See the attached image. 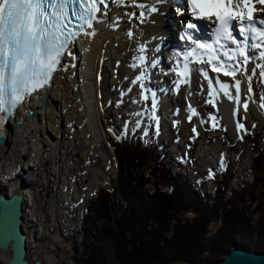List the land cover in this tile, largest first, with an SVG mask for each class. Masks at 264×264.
Segmentation results:
<instances>
[{
  "label": "rangeland",
  "instance_id": "obj_1",
  "mask_svg": "<svg viewBox=\"0 0 264 264\" xmlns=\"http://www.w3.org/2000/svg\"><path fill=\"white\" fill-rule=\"evenodd\" d=\"M115 1L112 0L114 4ZM119 5L121 4H118L115 9H105L106 17L108 18L109 15V23L108 19L103 23L104 28L101 30L100 38L97 39L99 40L97 44L99 50H97L96 64L93 63L95 68H92L93 71L90 72L89 79L86 80L81 75L82 66L86 61L84 56H81V64L79 63L75 67L77 69L75 78L77 77L79 82L84 83L82 87H84L85 99L82 102L77 93L78 87L70 82L71 89L68 88V90L71 91L68 93L73 103L68 105L53 103L48 106V116L61 118V123L63 120L64 126L60 124L59 134L48 121H44L43 124L40 122L41 117L38 115L40 109H37L38 118L35 119L36 122L32 125V129L39 131L47 127L49 132L47 134L37 133L34 137V148L31 145L32 155L25 156L20 165H13L10 179L12 185L23 189L29 200V206L26 209L29 219L31 216L33 217L34 208L37 211L40 210L39 220L35 216L33 223H30L34 226L31 229V237L34 242L32 246L33 248L36 245L38 247L33 251L39 252L45 264H121L116 257L113 241L107 239L102 231L105 219L103 218L93 226L86 219V215L92 209L90 217L93 218L96 215V207H92V203L102 191L113 189L116 185L117 159L110 144L116 138L128 136L132 129L140 126L137 133H131L143 136L148 142L156 140L162 148L167 149L173 161L171 164L173 168L175 160L183 163L184 174H186L189 183L193 185V189L200 190L201 195H204L206 199H211L215 193V183L212 180L214 174L217 171H224L229 163L234 174L227 194L234 191L239 193L244 186L250 188L249 193L244 197L246 202H241L239 207L243 213L248 214L249 224H247L248 227H243L242 234H238L233 241L227 242L224 250L225 252L232 251L233 243L237 242L252 250L256 248L257 251L264 252V186L260 183L255 186L254 183V178H262L254 161L256 154L261 152L264 155V61L258 60L260 65H256L257 74L247 66L240 70L242 77L239 78V99L237 101L239 104L237 103L235 113L232 114L235 126L239 130L237 131L239 139L235 143L231 137L234 128L228 122L227 117L223 115L217 100L208 102L205 100L207 90L209 91L210 88L207 82L201 83L200 72L193 69L194 71L189 73V80L181 83L182 89L180 90V87L174 86L176 81L172 79V76L178 78V71L173 68L170 56L165 52L164 44L157 47L149 41L145 43L150 45L153 54H150L149 58L147 55L144 56L143 62H141L142 54L139 56L137 52H142L140 44L144 38L149 39L150 36L148 33L145 35L143 26L146 11L140 10L139 13L137 11L132 13L127 11L125 4ZM130 5L141 9L144 6L141 7L142 4L134 3ZM231 6L238 7L232 4ZM115 10L117 13L114 12ZM135 18L137 21H134ZM105 28H109V31L113 33L109 39L104 31ZM129 28L130 31H128ZM134 28L141 39L136 43L133 42ZM155 36L154 34L153 37ZM177 37H180L179 32ZM253 46L255 48V43ZM261 46L263 47V45ZM117 49L122 52L118 54ZM81 50L84 55L85 47H82ZM133 52H136V56ZM164 61L168 63L166 69L162 68ZM208 68L213 69L211 66ZM58 75H63V72L61 71ZM137 77H143V79H137ZM221 78L225 77L221 76ZM140 80L143 83H140ZM61 81L66 84L65 79L61 78L59 83ZM158 85H162V88ZM146 86L151 92L154 91L155 100L152 99V96L145 99L147 96L144 93V91L146 92L144 87ZM73 87H75V92L71 93ZM56 89L57 91L61 90V87L57 86ZM57 93L60 97L58 98L63 99L62 93ZM161 96L163 102L162 105H159L158 102L162 100ZM242 97L249 99L247 107L241 105ZM147 100L149 104L143 103ZM153 103H155L154 109ZM193 110H195V115ZM44 112L46 110H43ZM239 115L245 117L244 124L238 123ZM239 120L241 119L239 118ZM82 123L85 128L80 126ZM27 125L29 124H25L24 128L20 130L25 134L26 141L32 137L30 135L32 129H28ZM14 126L15 134L18 130ZM227 142L233 146L234 151L230 153L228 159H224L228 154ZM82 143V149L76 151V146ZM25 145L26 143L19 147L23 155L29 150ZM72 151H75L74 159L79 160L80 169L85 168L87 173L86 176H82V181L77 183L74 182L78 175L77 172L67 170L69 168L68 158L73 156L71 155ZM44 153L49 159L42 161ZM9 154L10 150H7L5 156L8 157ZM87 156L97 161L96 166L86 164ZM170 161L168 162L170 163ZM69 163L71 162L69 161ZM1 164L0 178L4 177L1 173ZM23 165L29 166L30 171H23L21 169ZM92 170H98L101 173V180L104 182V185L94 193H92L94 189L91 187ZM18 173L21 174V177L18 176ZM40 174L42 179L37 186L32 187L20 182L21 180L27 181L37 175L40 179ZM42 182H46L50 186L47 191H43ZM162 188L170 192L167 186H162ZM146 189L152 191L154 181L149 183ZM223 215V212L218 210L216 218L213 219L205 235V243L203 242L205 251L202 258L204 262L215 257L208 243L218 238L224 222ZM195 216L193 212H189L183 216V220H188L191 223ZM230 229L232 227L227 226L226 232L231 234ZM93 230L98 231V239ZM170 235H172V231L168 234V238ZM225 255L226 253L219 257L222 259ZM180 261H172L168 264H179Z\"/></svg>",
  "mask_w": 264,
  "mask_h": 264
},
{
  "label": "trees",
  "instance_id": "obj_2",
  "mask_svg": "<svg viewBox=\"0 0 264 264\" xmlns=\"http://www.w3.org/2000/svg\"><path fill=\"white\" fill-rule=\"evenodd\" d=\"M226 144L228 154L224 159H228L234 151L229 142ZM110 145L117 159V182L113 189H106L98 195L92 203V207H96V215L90 217L92 209L89 206L86 219L93 226L105 219L102 231L107 239L113 241L120 263L221 262L230 252L224 250L227 242L242 234L243 227L249 224L248 214L239 207L241 202H246L244 197L250 188L244 186L239 193L227 194L234 174L229 163L224 171L214 174L215 193L211 199H206L189 183L184 174V164L175 162L178 168L174 169L168 150L157 141L146 142L140 135L131 134L116 138ZM254 161L262 177L254 178L255 186L259 183L264 186V155L258 152ZM152 181L154 189L149 191L146 186ZM162 186H167L170 192ZM218 210L224 214L222 230L218 238L208 243L215 257L204 262L203 242ZM189 212L196 215L191 223L183 220ZM227 226L232 227L231 234L226 232ZM171 231L172 235L168 238ZM93 232L98 239V231ZM224 253L226 255L221 259L219 256Z\"/></svg>",
  "mask_w": 264,
  "mask_h": 264
},
{
  "label": "bare ground",
  "instance_id": "obj_3",
  "mask_svg": "<svg viewBox=\"0 0 264 264\" xmlns=\"http://www.w3.org/2000/svg\"><path fill=\"white\" fill-rule=\"evenodd\" d=\"M115 2L116 3L114 4L112 2V0L108 1V3L104 6V8H108V9L110 8V10H111V8L115 9V7L118 4L122 5V3H123V4H125V8L127 9V11H131L132 13L135 12V11H137V13H139L140 10L146 11L145 20H144L145 23H144L143 26H144V30H145V35H146V33H148V34H150V36H149V39L148 38H144L143 42H141V44H140L141 47L143 49L144 48H146V49L143 50L142 52H137V55L141 56V54H142L141 57H144V56L147 55L148 58H149L150 54H153L150 45H148V44L146 45V43H145L147 41H149V43H152V45L155 44L157 47L158 46H162L164 44V46L166 48L165 52L167 54H169L168 56H170L169 58H170V61H171L172 65H173V68H175L178 71V74H177L178 78H175V76H172V79L176 81L174 86H177V88L180 87V90H181L182 89V87H181L182 84L181 83H183L184 81H188L189 80L188 76H189V73L192 70H190V68H188V67H187V70L185 69V65H186L187 60H185L183 58L182 54L181 55L177 54L175 45H176L177 42H179V40H181V39L183 40L184 36H188L189 34H191L190 28L187 25H188V23L192 22V17L190 15H188L187 12L181 13V11L176 8V6L169 5L168 4L169 3L168 0H116ZM250 2H251V4H253L255 6V9H256V11L253 13V20L255 21L254 26L258 29L259 33L260 32H264V25L259 23L260 20H264V4L259 3L258 0H250ZM131 3L138 4V5L142 4L144 6L142 7V9L137 7V6H135L136 7V9H135L134 6L130 5ZM231 4H233L235 6H238L236 8H233V10L235 12L239 13L241 11V9L243 8L244 1L243 0H231ZM121 5H119V6H121ZM151 7H152V9L155 8L156 11H152ZM166 8L168 10H166ZM150 10L153 13H151ZM173 10L176 11V15L173 12ZM114 12L117 13V10H115ZM119 13H120V11H119ZM169 14L170 15L172 14V17L169 16ZM173 14H174V17H173ZM237 17H238L237 24H236L237 28H238V26L242 25L243 23H246V24L251 23L250 21H248V18H247V9H243V17H242V19L239 16H237ZM177 18H178V20H177ZM107 19H108V23H109V15H108V18H107L106 14L104 13V10L102 9L101 12L98 15L96 21L93 23V27L90 28V33L91 34L90 35L88 34L86 36V37H88V39L85 40V38H83V39H81L79 41V45H75V43H74L69 48L68 54L65 56V58L63 59L61 65L59 66V68L63 72V75L59 76L58 73H57L56 76L53 79V82H52L51 86H47L44 89L45 91L43 92V94H45L46 90L50 91V95H49V98H48V106L52 105L53 103H56L57 105H61V104L63 105V103H65V105H68V104H72L73 103V101L71 100V96L68 93V91H71V90H68V88L71 89V87L69 85L70 82H73L75 87L76 86L78 87V92L77 93H78V95L80 96V99L83 102V100L85 99L84 95H83L84 94L83 93L84 87H82V86H84V83L79 82L77 80V77L75 78V73H76L75 70H77V69H75V67L78 66L79 63L81 62V56H84L86 61L84 62L83 66H82L81 75H83L84 79H86V80L89 79L90 72L93 71L92 68L93 67L95 68V65L93 66V63L96 62L97 50H99L97 48V44L99 43V40H97V39L100 38L99 36L101 35V30H103L102 28H104L103 23ZM134 21H137V19L135 18ZM179 22L180 23L184 22V24H182V26H179ZM206 23H209V22L206 21ZM185 24H186V26H185ZM130 30L131 29L129 28L128 31H130ZM104 31H106V36L108 37V39H109V36L110 37H111V35L113 36V33L111 31H109V28L108 29L105 28ZM177 32L182 34L181 38H179L177 36L175 37V35H177ZM236 32H237V41L240 42V46L244 47L245 45H248L249 47H244V56L242 57V56L239 55L238 47L235 44V46L231 47V48H234V50H235V54L234 53L232 54V58L234 59L236 57L237 60H238L237 62L245 64V67L246 66L250 67L251 71H253L255 74H257L256 65L258 66V64H259L258 60L262 59V61H264V57H261V55H260L261 51L264 52V38H262L260 35H258V36L255 37V39H253L255 45H257V44L260 45V47H255V49L253 50V47H252V43L253 42H251L250 39H248V41H250L248 43L245 41V35H247L248 33L241 34V32L239 30H237ZM154 34L156 35L155 37H153ZM139 36L140 35L138 34L137 31H135V28H134V37H133L134 38V41H133L134 43H136L137 41L141 40V39H139ZM241 36H243V38ZM252 37H254V36H252ZM111 44H113V42ZM261 45H263V47ZM82 47H85V54L84 55L82 54V50H81ZM69 52H71V54H69ZM121 52H122L121 50L117 49V53L118 54L121 53ZM135 53L136 52H133L134 55H135ZM256 54H257V56H256ZM253 56H256V57L254 58ZM245 58H247V63H243ZM223 59H224V62H227V60L225 58H223ZM167 64L168 63H166L164 61L162 68L166 69ZM168 68H169V66H168ZM196 71L201 72L202 68L201 67L200 68H196ZM206 73H207V76H205L204 73L201 74L202 75V78H200V79H202L201 83L205 84L207 82V85L209 86V84H210L209 81H211V82L214 81L216 83V88H214L212 83L210 84V86H209L210 89L208 88L209 91L207 90L205 100L207 102L210 101V100H217V102H218V104L220 106V110L223 112V115L227 117L228 122L234 128L232 130L231 137L233 139V142L237 143V139H239V137H238V135H239L238 133L239 132H237V131H239V130H237V128L235 126L232 114L235 113V110H236L235 108H236L237 103H238L237 102L238 99H239V97L237 98V91L238 90H237L236 86L233 89V86L231 84L233 82L229 81L228 77H225L226 79L225 78H221V75L217 76V74L211 73L207 69H206ZM153 74H155V73H153ZM251 75H253V74L251 73ZM240 76H241V73H240ZM61 78L66 80V84L64 82H62V81H61V83H59ZM154 79H156V78L154 77ZM233 79H235V78H233ZM140 83H143V81L142 82L140 81ZM168 85H172V84H168ZM221 85H227V88L223 89V88H221ZM57 86L59 88L61 87V90L57 91V89H56ZM158 86L160 88H162V85H158ZM75 87L72 88V92L71 93H73V91L75 92V89H74ZM88 87H86V88H88ZM145 89H146V93L150 94L149 96L151 97V91L149 90V88L146 86V87H144V90ZM81 90H82V93H81ZM56 91L62 93L61 96H62L63 99H61V100L59 99L60 97L58 96V93ZM161 93H163V92H161ZM43 94L42 93H38L37 95H35L33 97V99L29 100L28 102L26 101V103L22 107H20V110L16 113V117L14 119L11 118L12 120L10 122H5L4 119H3L4 116L2 117V114H0V135L4 136L6 138V143L3 146L0 147V164L2 163L1 164V173L4 176V177L0 178V195L12 196L14 194H19V195H22L26 199V208H25V212H24V215H23V218H24L23 229H24L25 233L28 234L27 235L28 236L27 259H29V261H31L32 263L36 262L37 260H41V261L44 262V260L41 258V255L39 254V252H36V251L34 252L33 251L34 248L37 249L38 247L36 245V247L33 248L32 243H34V242H33V238L31 237V233H32L31 229L34 226L31 225L30 223H33V217H35V216L39 220V216H40L39 215L40 214L39 211L40 210L37 211V209L34 208L33 209V213H32L33 217L31 216L30 219H29V214L26 211L27 206H29V200L27 199V196L23 192V189L21 187H18L16 185H12V181L10 179V175L12 174L11 171H13V165L14 164L15 165H20L21 164V160L25 156L32 155L33 151L31 149L32 148L31 145L32 146L34 145L33 144L34 141H35L34 137L36 136V134L39 133V132H40V134H42V133H46L47 134L49 132L47 127H46V129H41L39 131L32 129V127H33L32 125L35 124V122H36V120L38 118L37 115H36L37 109L42 110L41 112H40V110L38 112V115L41 117L39 119L40 122L43 124L44 121L45 122L48 121L52 125V128L56 130L57 134H59V132H60V126H61L60 124H62V126H64L63 125V120H62V123H61V118H58L57 116L56 117H52V115L48 116V114H47L48 107L46 109V112L43 113L44 109L40 105V101L43 99V96H44ZM208 95H210V97L207 98ZM240 96H241V94H240ZM160 98H162V96ZM162 102H163V98H162V100H160V102H158V104L162 105L161 104ZM248 104H249V99L248 98L244 99V97H242L241 105L245 106V105H248ZM30 112H34L35 113V116H36L35 119L36 120L34 119L33 121H30L28 119V114ZM88 115L89 114H88V111H87V118H88ZM239 118L241 120H239ZM237 121H238V123L241 122V123L244 124L245 123V117L243 115L242 116L239 115ZM15 122L21 123L22 124V128H24L25 124H29V125H27L28 129H30V130L32 129V133L30 134L32 137H29L30 140L28 139L26 141L27 138H26L25 134L20 132V130L22 128L19 129L17 126H16V129L18 131H16V133L14 134V129L15 128H13V126H14ZM80 126L83 128L85 125H83V123H82V124H80ZM26 132H27V130H26ZM196 137H198V136H196ZM25 143H26L25 147L27 149H29L30 152L28 150L23 155L20 152L19 147H22ZM239 145H241V144H239ZM82 146H83V143L81 145H79V146L77 145L76 146V151L81 150ZM33 148H34V146H33ZM7 150H10V154H9L8 157L5 156V152ZM74 153H75V151L74 152L72 151V153H71V155H73L72 158H70V159L68 158V163L67 164H68L69 168L68 169L66 168V169L68 171H71V172L72 171H76L77 172L78 175L75 177V181H74L75 183H77V182L82 181V179H83L82 176H86L87 173H86L85 168H81L80 169V164L78 162L79 160L77 161V160L74 159L75 158V154ZM77 155H79V153H77ZM87 157L88 158H86V159H88V161L86 162V164L87 165H91V166H96L97 161L94 160V158H91L90 156H87ZM46 159H49V157H47L46 154L44 153L43 156H42V161H45ZM60 161H61V159H60ZM69 161L71 163H69ZM82 164H84L83 161H82ZM21 169L23 171H25V172H29L30 171V167L29 166L27 167L25 165H23ZM91 174H92L91 187L94 189L93 192H92V193H94V191H98L104 185V182L101 180V175H100L101 173H99L98 170L93 171V173L91 172ZM102 175H105V174H102ZM18 176L21 177V174L18 173ZM40 176H41V174H40ZM41 179H42V176L39 179V175H37L36 177L30 178L27 181L21 180L20 182H21V184H27V185H30V186L33 187V186H37L40 183ZM49 188H50V186L47 185L46 182H44V183L42 182L43 191H47ZM68 188L70 190V187H68ZM72 201H73V203L75 202L73 200V196H72ZM33 206L35 207V203H34ZM9 259H10V251H0V264H8Z\"/></svg>",
  "mask_w": 264,
  "mask_h": 264
},
{
  "label": "snow or ice",
  "instance_id": "obj_4",
  "mask_svg": "<svg viewBox=\"0 0 264 264\" xmlns=\"http://www.w3.org/2000/svg\"><path fill=\"white\" fill-rule=\"evenodd\" d=\"M258 2L264 4V0ZM103 3L104 0H99V4ZM189 3L197 19L216 17L220 21L218 31L236 44L239 55L244 56V47L249 46L241 47L229 27L230 22L237 16L242 19L243 9H247V18L251 22L248 28L253 27V13L256 9L250 0H244L239 13L233 10L231 0H189ZM100 11L98 0H0V109L10 114L26 94L48 85L60 65L61 58L68 51V46L79 35L69 28L72 19L83 21L81 29L84 25L92 28L95 14ZM152 11L156 9L153 8ZM259 23L264 25V20ZM187 26L196 28L193 23ZM240 31L243 34L245 29L241 28ZM259 35L264 38V32ZM199 47L214 51L212 45L200 44ZM225 55L228 53L225 52ZM260 55L264 57V52ZM143 59L140 58L141 62ZM243 62L247 63V58ZM185 69L187 70V64ZM212 70L218 72L221 69L214 66ZM204 74L207 76L206 72ZM224 75H235V69L232 72L225 71ZM239 87L237 81V90ZM221 88L226 89L227 85H221ZM152 107L155 108V103ZM193 114L195 115V110Z\"/></svg>",
  "mask_w": 264,
  "mask_h": 264
},
{
  "label": "water",
  "instance_id": "obj_5",
  "mask_svg": "<svg viewBox=\"0 0 264 264\" xmlns=\"http://www.w3.org/2000/svg\"><path fill=\"white\" fill-rule=\"evenodd\" d=\"M50 91L46 90L40 105L44 110L48 107ZM35 113L30 112L28 119L33 121ZM19 129L21 123H17ZM6 143V138L0 135V147ZM26 200L22 195H0V251H10L8 264H45L41 260L32 263L27 259L28 236L23 229ZM179 264H197L181 260ZM216 264H264V252L252 250L237 242L233 250Z\"/></svg>",
  "mask_w": 264,
  "mask_h": 264
}]
</instances>
